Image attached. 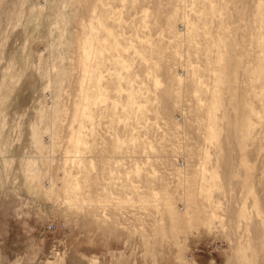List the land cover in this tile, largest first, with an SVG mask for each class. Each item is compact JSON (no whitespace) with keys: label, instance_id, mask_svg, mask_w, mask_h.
Here are the masks:
<instances>
[{"label":"rangeland","instance_id":"1","mask_svg":"<svg viewBox=\"0 0 264 264\" xmlns=\"http://www.w3.org/2000/svg\"><path fill=\"white\" fill-rule=\"evenodd\" d=\"M0 264H264V0H0Z\"/></svg>","mask_w":264,"mask_h":264},{"label":"bare ground","instance_id":"2","mask_svg":"<svg viewBox=\"0 0 264 264\" xmlns=\"http://www.w3.org/2000/svg\"><path fill=\"white\" fill-rule=\"evenodd\" d=\"M84 69H85V68H84ZM88 70H89V68H86V69H85V71H88ZM85 80H86V79H85ZM84 84H86V83H84V81L81 82V86H83ZM83 87H84V86H83ZM83 90H84V89H83ZM82 96H83V99H84L83 102H87V101L89 100V97H88L86 94L83 93ZM89 101H90V100H89ZM81 103H82V102H81ZM83 105H84V103H83ZM79 107H80V105H79ZM79 107H77V108H79ZM79 109H80V108H79ZM80 112H81V113H80L79 116H80L81 119L86 118V117L88 116V115H87V111H86L85 109H83V108H82V110L80 109Z\"/></svg>","mask_w":264,"mask_h":264}]
</instances>
